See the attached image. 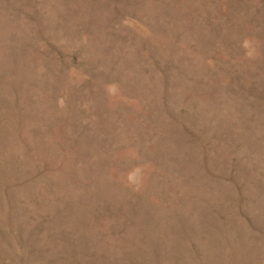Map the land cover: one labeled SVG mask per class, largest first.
<instances>
[{"label": "rangeland", "instance_id": "rangeland-1", "mask_svg": "<svg viewBox=\"0 0 264 264\" xmlns=\"http://www.w3.org/2000/svg\"><path fill=\"white\" fill-rule=\"evenodd\" d=\"M0 264H264V0H0Z\"/></svg>", "mask_w": 264, "mask_h": 264}, {"label": "clouds", "instance_id": "clouds-1", "mask_svg": "<svg viewBox=\"0 0 264 264\" xmlns=\"http://www.w3.org/2000/svg\"><path fill=\"white\" fill-rule=\"evenodd\" d=\"M245 47H247L248 46V42L247 41H245V45H244Z\"/></svg>", "mask_w": 264, "mask_h": 264}]
</instances>
